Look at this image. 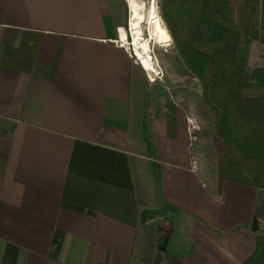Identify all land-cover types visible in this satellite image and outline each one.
Here are the masks:
<instances>
[{"label": "crops", "instance_id": "1", "mask_svg": "<svg viewBox=\"0 0 264 264\" xmlns=\"http://www.w3.org/2000/svg\"><path fill=\"white\" fill-rule=\"evenodd\" d=\"M124 6L0 0V264H241L264 234V188L208 165L198 78L168 55L149 82L116 44Z\"/></svg>", "mask_w": 264, "mask_h": 264}, {"label": "trees", "instance_id": "2", "mask_svg": "<svg viewBox=\"0 0 264 264\" xmlns=\"http://www.w3.org/2000/svg\"><path fill=\"white\" fill-rule=\"evenodd\" d=\"M160 12L187 68L202 86L212 121L218 184L264 188V66L248 65L264 45V0H161ZM241 264H264V234Z\"/></svg>", "mask_w": 264, "mask_h": 264}, {"label": "bare ground", "instance_id": "3", "mask_svg": "<svg viewBox=\"0 0 264 264\" xmlns=\"http://www.w3.org/2000/svg\"><path fill=\"white\" fill-rule=\"evenodd\" d=\"M143 1L128 0L130 26L136 55L141 59V64L144 69L153 76L158 73V69L151 52L152 44L155 43L161 47H169L172 45V37L163 19L156 11L155 0H151L149 5H146ZM143 25L147 26V38L145 37ZM127 32L128 30L126 28L120 27L119 35L123 40H127Z\"/></svg>", "mask_w": 264, "mask_h": 264}, {"label": "rangeland", "instance_id": "4", "mask_svg": "<svg viewBox=\"0 0 264 264\" xmlns=\"http://www.w3.org/2000/svg\"><path fill=\"white\" fill-rule=\"evenodd\" d=\"M115 2L117 1H122V0H114ZM139 1H143V0H139ZM150 1L151 0H144L143 2L146 4V5H149L150 4ZM153 1V0H152ZM160 1L161 0H155L156 2V11L157 13L161 16L162 18V15H161V12H160ZM127 2V9L125 8L124 11H121L120 10V16L119 17V23L122 24V26L124 28H129L130 27V10H129V4H128V0H126ZM120 4H118L119 6ZM125 7V6H124ZM163 19V18H162ZM164 21V20H163ZM165 23V21H164ZM166 25V23H165ZM167 26V25H166ZM147 26L146 25H143V29L145 31V37L147 38L148 37V31H147ZM133 36V35H132ZM129 37V36H128ZM130 40H131V37H129ZM256 43L258 45H261V46H264L262 43L256 41ZM152 54H153V57H154V60H155V64H156V67L158 69V72H160V77L162 79H158L156 80L155 82L159 81V82H162L164 83L165 79H166V76H167V72L166 70L164 69V62L165 60L167 59V56L168 55H171V57H176V59L183 63V59L182 57L179 55V53L177 52L176 48H175V45H174V41L172 39V45H170L169 47H161L159 45H156L155 43L152 44ZM262 59H264V49L262 51ZM157 61V62H156ZM147 73V72H146ZM147 76V79L150 81V76L149 74L147 73L146 74ZM157 77V75H155ZM172 76V75H171ZM172 77H175V76H172ZM153 82V83H155ZM167 87V86H166ZM169 87V86H168ZM205 118V117H204ZM199 119V118H198ZM203 129V127H202ZM203 136L205 134V138H207L206 141V146H205V153H206V158H207V161H208V165L209 167L212 169V172L215 171V173L217 172V175H218V159H217V151H216V148H215V145H214V142H213V133H214V130H213V123H211L210 125H208V127L204 130H203ZM177 222V221H176ZM178 227L177 223H176V228ZM167 250V249H166ZM166 252V251H165Z\"/></svg>", "mask_w": 264, "mask_h": 264}, {"label": "built area", "instance_id": "5", "mask_svg": "<svg viewBox=\"0 0 264 264\" xmlns=\"http://www.w3.org/2000/svg\"><path fill=\"white\" fill-rule=\"evenodd\" d=\"M127 30H128L127 35L131 37V40L129 37H127V40H123L119 35L120 33H118V39H116L115 42L118 46L123 47L127 51V53L130 55V57L134 58L135 62L141 64V59H139V57L136 55L131 26L127 28ZM148 74L150 76L149 78L152 83L158 79H162L160 77V72H158L157 74L153 73L154 74L153 76H151L150 73ZM155 75H157V77ZM186 123H187V131H188V136H189V148H190V154L192 157V165L194 168H197L198 158H197V152H196V144L199 141L200 133L202 131V125L198 117L194 114H188L186 116Z\"/></svg>", "mask_w": 264, "mask_h": 264}, {"label": "water", "instance_id": "6", "mask_svg": "<svg viewBox=\"0 0 264 264\" xmlns=\"http://www.w3.org/2000/svg\"><path fill=\"white\" fill-rule=\"evenodd\" d=\"M257 228H258L257 221H255L253 229H254V230H257ZM168 242H169V237H166V239L163 241V244L160 246V251H161V252L166 251V249H167V245H168ZM161 261H162V255L159 254V255L156 257V259H155V261H154L153 264H161Z\"/></svg>", "mask_w": 264, "mask_h": 264}, {"label": "flooded vegetation", "instance_id": "7", "mask_svg": "<svg viewBox=\"0 0 264 264\" xmlns=\"http://www.w3.org/2000/svg\"><path fill=\"white\" fill-rule=\"evenodd\" d=\"M123 2H124L125 7H126V9H127V2H126V0H123Z\"/></svg>", "mask_w": 264, "mask_h": 264}]
</instances>
